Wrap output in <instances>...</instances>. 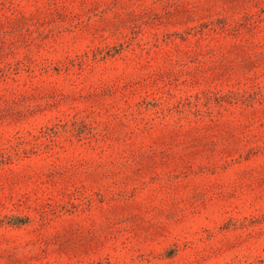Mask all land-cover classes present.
Segmentation results:
<instances>
[{
	"label": "rangeland",
	"instance_id": "rangeland-1",
	"mask_svg": "<svg viewBox=\"0 0 264 264\" xmlns=\"http://www.w3.org/2000/svg\"><path fill=\"white\" fill-rule=\"evenodd\" d=\"M0 264H264V0H0Z\"/></svg>",
	"mask_w": 264,
	"mask_h": 264
}]
</instances>
